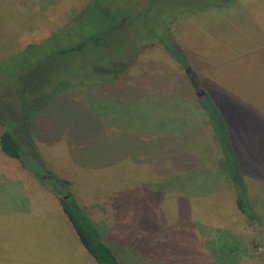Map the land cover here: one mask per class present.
<instances>
[{"label":"rangeland","instance_id":"obj_1","mask_svg":"<svg viewBox=\"0 0 264 264\" xmlns=\"http://www.w3.org/2000/svg\"><path fill=\"white\" fill-rule=\"evenodd\" d=\"M4 1L15 14H0V133L10 127L26 153L20 161L0 149V264H98L48 173L68 180L121 264H264V0H90L101 9H85L73 27L111 41L69 54L58 50L69 28L48 37L89 0ZM15 19L27 27L8 43ZM159 33L186 64L155 43ZM122 66L117 88L108 82ZM183 74L198 86L192 102L206 93L219 110L260 218L239 212L214 175L199 112L171 100ZM178 118L186 123L168 133ZM170 134L209 167L184 172L188 195L167 185Z\"/></svg>","mask_w":264,"mask_h":264},{"label":"trees","instance_id":"obj_2","mask_svg":"<svg viewBox=\"0 0 264 264\" xmlns=\"http://www.w3.org/2000/svg\"><path fill=\"white\" fill-rule=\"evenodd\" d=\"M87 5H83L75 10L73 15H70L67 18V21L53 34H51L48 38L53 37L55 34H58L61 29H68L71 34V38L69 42L59 47V52L61 54H69L73 52H81L86 44L95 43L97 45L105 44L106 42H110L111 38L107 37V33H94L90 35H82L78 34L79 31L75 30L73 27V23H78L81 18V13L85 12V9H101V6L96 3H89ZM145 8V7H144ZM142 10H146V9ZM142 12V11H141ZM0 14H15L14 12H10L6 6L4 0L0 1ZM139 14V13H137ZM80 16V18L78 17ZM31 20V19H29ZM68 23V25H67ZM27 24V23H26ZM10 25V24H9ZM28 25V24H27ZM13 32L7 35V42L14 41L19 31H24L25 24L21 20H16L12 22ZM149 33L146 31V34ZM151 34V33H149ZM160 34V33H159ZM156 35V34H155ZM46 38V39H48ZM45 39V40H46ZM44 40V41H45ZM73 40H75L73 42ZM157 45L164 48L169 56L175 61L182 63V65L186 64L184 58L179 54V51L176 47H174L169 40L164 37V34H160V38L157 36V41L154 40ZM132 42V41H131ZM133 43V42H132ZM11 45V44H10ZM34 44H29L22 48L25 50L27 48L32 47ZM13 46V45H11ZM139 49L129 50V56L126 57L125 62L133 61L136 57V53H138ZM128 67L130 65L127 64ZM122 66L117 74H113V80H110L108 83L110 85H115L117 88L122 83V77L126 73H122ZM126 66V70L128 68ZM121 72V73H119ZM119 73V74H118ZM192 75H185L181 78V84L179 87L175 86V88L170 89L172 101H177L179 104H183L188 102L189 107L197 110L201 117L203 118V125L209 132V135H212L211 143L208 144L209 148L212 151V154L216 160L217 166L220 168V171L214 175L218 176L219 180H223L229 190L234 194V204L236 209L244 214L246 218L249 220H254L260 218L259 214L253 210L250 206V201L247 194V189L245 188L244 179L242 177V172L239 168L238 160L235 158L234 153L232 152V147L230 146V142L227 140V134L225 132L224 120L222 116L219 114V110L216 109L215 104L211 101L206 93L203 96L197 97L195 103L192 102V98L194 97V89L198 86L194 85L192 82ZM258 105V104H257ZM259 106V105H258ZM261 107V106H259ZM172 109L170 112L172 113ZM258 115H262L258 113ZM168 122V133L173 132L175 129L182 127L183 123H186L184 119H167ZM262 122H264V116L262 115ZM160 131L154 130L153 135L159 134ZM211 133V134H210ZM157 137V136H156ZM154 137V139L156 138ZM159 139V138H158ZM167 144H163L164 154L163 159L166 165V174H168L171 183L167 184L168 186H175L179 188L180 192L190 193L185 191V187L191 186L193 184L192 179L185 178L188 175H184V172L191 171L195 172L197 170H202L204 172H208L209 167L205 165V162L201 159H197V157L189 150L188 147L184 144L176 143L173 135H168ZM23 139L19 138L10 127L5 128L0 133V149L6 155L21 159V155H25V147L22 144ZM24 143V142H23ZM21 161V160H20ZM220 164V165H218ZM24 165V164H23ZM25 166V165H24ZM49 172V171H48ZM213 174V173H211ZM52 181H54L52 188L56 189L58 203L60 204L63 212L65 213L71 227L75 231L80 243L83 247L90 253V255L95 259L98 264H121L116 255L113 253L111 248L106 244L103 240L99 229L94 225L91 219L84 213L81 206L77 203V201L70 195L69 190L67 188L69 182L67 179H55L51 174L45 176ZM185 180H188V185ZM181 181V184H180ZM57 187L65 188L64 193H60L57 190ZM159 188L165 187V184H158ZM55 191V192H56ZM192 192V191H191ZM188 195V194H187ZM185 199V198H184ZM188 201V200H187Z\"/></svg>","mask_w":264,"mask_h":264},{"label":"water","instance_id":"obj_3","mask_svg":"<svg viewBox=\"0 0 264 264\" xmlns=\"http://www.w3.org/2000/svg\"><path fill=\"white\" fill-rule=\"evenodd\" d=\"M184 71L188 74V73H190V71H191V67H190V65H186L185 67H184ZM203 91L202 90H200V91H198L197 92V94H201Z\"/></svg>","mask_w":264,"mask_h":264}]
</instances>
